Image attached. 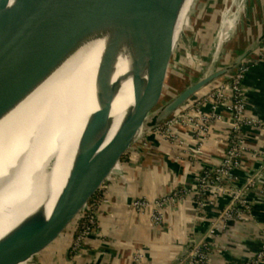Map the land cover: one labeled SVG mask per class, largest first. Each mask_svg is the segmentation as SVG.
Here are the masks:
<instances>
[{
	"label": "water",
	"instance_id": "obj_1",
	"mask_svg": "<svg viewBox=\"0 0 264 264\" xmlns=\"http://www.w3.org/2000/svg\"><path fill=\"white\" fill-rule=\"evenodd\" d=\"M187 1L0 0V120L31 97L39 83L63 68L87 42H102L105 39L103 48L96 55L89 88L84 90V87H79L69 94L58 95L45 117L42 116L45 118L46 135H70L76 168L72 167L50 214L44 209L37 210L14 228L11 233L14 237L3 242L4 246L10 247H5L0 264H40L41 257L76 224L84 208L113 175L133 145L166 119L188 108L197 94L226 77L247 56L248 50L232 63L218 68L212 66L218 57L216 51L206 72L163 100V91H173L166 87L183 32L175 51L166 56L170 41L178 25L184 31L198 0H192L190 8L184 11ZM23 50L28 59L37 61V65L35 62L32 65L34 79L24 77L21 72ZM161 51L164 52L162 61L167 70L154 88L158 97L148 106L143 100H138L135 111L142 116L136 127L120 145L116 134L107 142L112 104L120 82L119 77L114 78L119 57L125 54L130 58L129 69L124 76H130L135 88H138L142 72ZM26 63L28 67L27 60ZM95 104L97 109L91 112L89 108ZM200 108L203 112L210 110H204L203 106ZM175 126L184 138L185 133L194 137L191 131L183 130L178 124ZM186 145L194 154L199 153L197 145L192 147L187 141ZM262 165L264 156L246 173L245 180L251 178ZM78 174L81 176L76 182L78 187H74L72 185ZM244 184L234 186L240 189ZM224 198L229 202L232 195L219 197V202ZM200 216L197 210V217ZM195 235L194 241L174 264L189 253L203 235V230L196 231Z\"/></svg>",
	"mask_w": 264,
	"mask_h": 264
},
{
	"label": "crops",
	"instance_id": "obj_2",
	"mask_svg": "<svg viewBox=\"0 0 264 264\" xmlns=\"http://www.w3.org/2000/svg\"><path fill=\"white\" fill-rule=\"evenodd\" d=\"M228 1L199 0V17L195 20V27L186 31L175 52L168 85L178 92L198 79L212 65L217 50L220 51L218 68L232 63L248 50L247 56L228 75L235 73L240 65L249 67L243 80L246 113L264 122V61H256L264 44V0H234L235 12L229 13L226 9L223 15ZM187 69L191 70L190 73L186 72ZM209 108L208 104L203 105L204 110ZM220 113L223 119L214 124L198 154L188 147V154L177 151L159 134L147 133L133 145L104 184L103 193H107L109 202L100 208L97 231L86 239L81 252L74 256L70 250L75 224L41 257L40 264H129L138 251L144 254V264H174L200 229L203 235L197 242L209 246V264H244L261 246L264 177L259 188L247 195L252 219L231 220L226 230L211 235L210 220L213 222L218 210L228 203L225 198L218 207L197 217L195 184L203 169H212L221 162L232 131L231 113L225 107L220 108ZM242 136L250 151L234 173V184L246 182V173L259 160L254 152L261 150L264 153V128L245 126ZM185 139L192 147L197 144L191 134L185 133ZM177 188L184 189L187 194L183 200L165 209L162 224L151 223L148 216L131 208L135 198L155 199Z\"/></svg>",
	"mask_w": 264,
	"mask_h": 264
},
{
	"label": "bare ground",
	"instance_id": "obj_3",
	"mask_svg": "<svg viewBox=\"0 0 264 264\" xmlns=\"http://www.w3.org/2000/svg\"><path fill=\"white\" fill-rule=\"evenodd\" d=\"M191 2L187 1L184 11L190 8ZM180 31L181 26L178 25L166 56L172 54ZM104 41L87 42L63 68L39 83L31 97L0 120V256L10 247L4 246L3 242L14 237L11 233L24 218L40 209L51 213L72 167L76 168L70 135H46L44 115L58 95L69 94L79 87H84V90L89 88L96 55L103 48ZM163 53L161 51L157 59L142 72L138 88H135L130 76H124L129 69L130 58L125 54L119 57L114 78L119 77L120 82L112 104L107 142L116 134L120 145L136 127L142 116V113L135 111L138 100H143L146 106L153 103L157 96L154 88L167 70L162 61ZM23 54L21 72L24 77L34 79L32 65L34 62L37 65V61L28 59L24 50ZM97 106H91L90 111L97 109ZM80 177L78 174L75 184ZM75 184L72 186L78 187V183Z\"/></svg>",
	"mask_w": 264,
	"mask_h": 264
},
{
	"label": "built area",
	"instance_id": "obj_4",
	"mask_svg": "<svg viewBox=\"0 0 264 264\" xmlns=\"http://www.w3.org/2000/svg\"><path fill=\"white\" fill-rule=\"evenodd\" d=\"M256 61H264V44L260 48ZM248 69L247 65L238 66L235 73L211 84L210 89L198 98H194L188 108L172 115L152 131V133L159 134L177 151L188 154L190 151L187 148L186 140L175 126L176 124L194 133L197 151H200L201 145L210 135L214 124L223 119V115L218 112V109L225 107L231 113L232 131L226 143L224 156L214 168L202 170L198 177V185H195L194 188L196 208L201 214H207L206 210L218 207L219 197L227 194L232 195L231 200L218 210L216 219L211 222L209 230L211 235L226 230L231 220L252 219L251 203L247 195L251 190L259 188L264 177V165H262L240 189H236L234 186V173L241 167L245 155L250 151L243 139L242 128L245 126L264 128L263 121L250 117L246 113L243 80ZM206 104L210 106V110L203 112L200 107ZM254 155L262 159L264 153L261 150H256ZM103 189L105 187H102L90 200L76 222V232L70 246L71 254L74 256L81 252L86 239L97 231L99 210L103 204L109 202L107 193H103ZM186 194L187 191L177 188L155 199L135 198L130 205L135 212L148 216L151 223L158 225L165 221V209L169 205L183 200ZM144 260V254L138 251L133 255L129 264H144ZM210 260L209 246L202 242H196L178 264H209ZM244 264H264V228L261 234L260 249Z\"/></svg>",
	"mask_w": 264,
	"mask_h": 264
},
{
	"label": "rangeland",
	"instance_id": "obj_5",
	"mask_svg": "<svg viewBox=\"0 0 264 264\" xmlns=\"http://www.w3.org/2000/svg\"><path fill=\"white\" fill-rule=\"evenodd\" d=\"M198 3H199V0L197 1V3H196V5H195V7L193 8V10L191 11V13H190V15H189V18H188V20H187V24L185 25V28H184V31L181 29V31H180V33H179V36L181 35V33H182V37H181V40H182V38H184V35H185V33H186V31L187 30H189V29H191V27L192 28H194L195 27V20L199 17V12H198V10H197V6H198ZM231 0H229L228 1V4L226 5V7H224L223 8V11H222V13L221 14H223L224 15V12L226 11V9H229V13L231 12H235V8H236V6H234L235 4H233V6H231ZM223 24V23H222ZM179 36H178V38H179ZM178 38H177V40H178ZM177 40H176V43H177ZM181 40H180V43H179V46H180V44H181ZM176 46V45H175ZM173 51H175V48H174V50ZM219 54H220V51L219 50H217V54L216 55H218V57H219ZM217 57V58H218ZM218 61H219V59L217 60H215L213 63V67L214 66H216V64L218 63ZM173 70V64H172V66H171V69H170V72ZM190 69H187V71L186 72H189L190 73ZM171 74V73H170ZM170 74H169V77H170ZM180 86H182L181 84H179ZM169 87V85L167 84V87L166 88H168ZM178 89H181V88H179L178 87ZM166 91V90H165ZM165 91H163V100H166V99H168L169 97H170V95L171 94H175V92H177V91H171L170 89H168V91L167 92H165ZM158 97V94H157V96L155 97V99H154V101L156 100V98ZM160 100L162 101V97H160ZM153 101V102H154Z\"/></svg>",
	"mask_w": 264,
	"mask_h": 264
},
{
	"label": "trees",
	"instance_id": "obj_6",
	"mask_svg": "<svg viewBox=\"0 0 264 264\" xmlns=\"http://www.w3.org/2000/svg\"><path fill=\"white\" fill-rule=\"evenodd\" d=\"M128 152H129V151H128ZM127 154H128V153H127ZM127 154H126V155H127ZM126 155H124L123 159L125 158Z\"/></svg>",
	"mask_w": 264,
	"mask_h": 264
}]
</instances>
